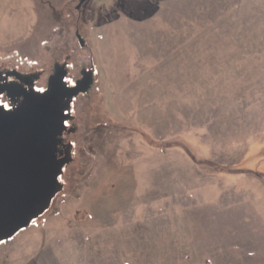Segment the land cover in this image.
Listing matches in <instances>:
<instances>
[{
    "label": "rangeland",
    "instance_id": "obj_1",
    "mask_svg": "<svg viewBox=\"0 0 264 264\" xmlns=\"http://www.w3.org/2000/svg\"><path fill=\"white\" fill-rule=\"evenodd\" d=\"M51 86L61 186L0 264H264V0H0L1 103Z\"/></svg>",
    "mask_w": 264,
    "mask_h": 264
},
{
    "label": "water",
    "instance_id": "obj_2",
    "mask_svg": "<svg viewBox=\"0 0 264 264\" xmlns=\"http://www.w3.org/2000/svg\"><path fill=\"white\" fill-rule=\"evenodd\" d=\"M73 92L32 91L10 110L0 103V242L28 227L60 189L61 107Z\"/></svg>",
    "mask_w": 264,
    "mask_h": 264
},
{
    "label": "flooded vegetation",
    "instance_id": "obj_3",
    "mask_svg": "<svg viewBox=\"0 0 264 264\" xmlns=\"http://www.w3.org/2000/svg\"><path fill=\"white\" fill-rule=\"evenodd\" d=\"M23 79V78H22ZM4 83H6V82H4ZM33 91V90H32ZM0 93H1V91H0ZM31 93V92H30ZM2 98H4L5 100L8 98L9 100H10V102H13V103H15L16 101H17V98H12V97H7L6 95H4V97H3V95L1 96ZM18 99H20V98H18ZM0 103H1V99H0ZM13 103H11L12 104V106H13ZM2 104V103H1ZM3 105V104H2ZM19 105V104H18ZM18 105H16V106H18ZM15 105L13 106V107H11V108H14V107H16Z\"/></svg>",
    "mask_w": 264,
    "mask_h": 264
}]
</instances>
